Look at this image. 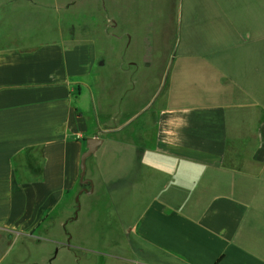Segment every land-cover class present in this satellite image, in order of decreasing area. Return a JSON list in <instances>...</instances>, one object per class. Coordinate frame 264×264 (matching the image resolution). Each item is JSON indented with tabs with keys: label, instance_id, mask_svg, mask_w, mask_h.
<instances>
[{
	"label": "crops",
	"instance_id": "1",
	"mask_svg": "<svg viewBox=\"0 0 264 264\" xmlns=\"http://www.w3.org/2000/svg\"><path fill=\"white\" fill-rule=\"evenodd\" d=\"M11 1L0 0V264H264V0H226L232 44L168 47L147 101L130 82L136 106L115 112V139L99 137L87 161L93 191L67 247L52 221L84 187L94 116L112 127L96 97L105 62L91 43L10 45ZM94 206L114 239L80 236Z\"/></svg>",
	"mask_w": 264,
	"mask_h": 264
},
{
	"label": "rangeland",
	"instance_id": "2",
	"mask_svg": "<svg viewBox=\"0 0 264 264\" xmlns=\"http://www.w3.org/2000/svg\"><path fill=\"white\" fill-rule=\"evenodd\" d=\"M229 10L232 8L226 0H12L9 25L1 29L8 31L10 45L15 46L31 47L57 41L69 45H94L100 60L105 62L99 72L102 79L96 84V97L101 99L103 109L106 104L110 110L107 125L112 126L102 127V119L100 122L99 116L95 115L94 137L115 139L113 128L117 121H122L115 112L120 109L122 113L131 111L136 106L131 97L130 82L139 80V88L133 91L147 101V97L157 93L163 85L164 60L172 53L168 47L174 44H232L233 37L227 35L228 29L232 28ZM8 40L6 37L4 44ZM148 59L152 61L149 70L146 67ZM131 62L137 65V72L133 71ZM150 71L155 76L153 84L146 83ZM120 97H123L122 101ZM124 136L129 143L131 132L127 130ZM79 204L80 201H75L73 206H61L59 218L52 221L66 243H60L62 247H67L65 230L74 219ZM105 207L94 206L91 213H87L85 219L90 220L84 229L83 226L79 228L80 236L88 231L96 238L106 233L111 239L115 238L114 231L105 229L100 223ZM7 245L10 242L0 241V252ZM25 253L30 255L32 250ZM69 261L70 255L60 258L62 264Z\"/></svg>",
	"mask_w": 264,
	"mask_h": 264
},
{
	"label": "water",
	"instance_id": "3",
	"mask_svg": "<svg viewBox=\"0 0 264 264\" xmlns=\"http://www.w3.org/2000/svg\"><path fill=\"white\" fill-rule=\"evenodd\" d=\"M104 140L99 137H91L87 139L86 151L83 153L81 158V178L80 183L84 186L78 196L76 197V202L80 201V196L83 193H91L93 191V184L90 179L87 178V161L91 158L103 144ZM90 186V189L88 188ZM80 206H78V209ZM78 216V211L75 213V218Z\"/></svg>",
	"mask_w": 264,
	"mask_h": 264
}]
</instances>
